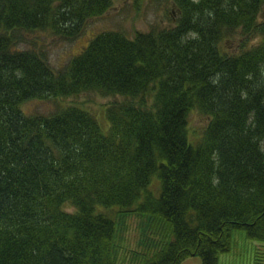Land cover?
Returning <instances> with one entry per match:
<instances>
[{"label": "trees", "instance_id": "trees-1", "mask_svg": "<svg viewBox=\"0 0 264 264\" xmlns=\"http://www.w3.org/2000/svg\"><path fill=\"white\" fill-rule=\"evenodd\" d=\"M114 1L0 0V264H115L130 214L168 235L143 264H219L237 231L264 245V0H169L172 28L100 33L58 70L22 47L76 39ZM87 93L122 98L107 130L77 105L21 110Z\"/></svg>", "mask_w": 264, "mask_h": 264}, {"label": "rangeland", "instance_id": "rangeland-1", "mask_svg": "<svg viewBox=\"0 0 264 264\" xmlns=\"http://www.w3.org/2000/svg\"><path fill=\"white\" fill-rule=\"evenodd\" d=\"M177 20L176 10L169 0H115L112 9L101 17L87 21L80 35L73 40H65L53 36L49 32H37L32 41L22 45L29 49L45 53L54 70L62 69L69 61L88 46L89 42L100 33L119 31L128 37L136 32H149L153 28L169 29ZM238 36V35H233ZM232 36V37H233ZM37 42V43H35ZM257 44L258 41H252ZM228 46L236 48L228 41ZM236 52L237 50H227ZM122 100L121 97H101L94 93L57 100H30L21 105L25 115H48L55 109L68 105H77L97 116L102 128L107 130L105 117L106 105ZM208 119L193 111L189 115L188 127L191 141L196 142L207 126ZM67 212H74L66 208ZM153 222L159 219L130 214L118 219V232L115 247V264H143L154 252L163 248L168 237L166 228L159 223L160 230H153ZM182 264H202L200 257H191ZM219 264H264V245L249 240L244 232L237 231L233 235L231 252L223 255Z\"/></svg>", "mask_w": 264, "mask_h": 264}]
</instances>
